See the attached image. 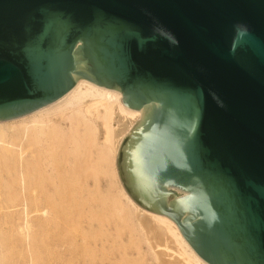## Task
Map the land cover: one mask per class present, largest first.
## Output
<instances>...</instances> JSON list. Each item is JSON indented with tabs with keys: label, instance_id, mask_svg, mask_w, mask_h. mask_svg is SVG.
Returning a JSON list of instances; mask_svg holds the SVG:
<instances>
[{
	"label": "water",
	"instance_id": "water-1",
	"mask_svg": "<svg viewBox=\"0 0 264 264\" xmlns=\"http://www.w3.org/2000/svg\"><path fill=\"white\" fill-rule=\"evenodd\" d=\"M80 79L142 113L131 199L208 264H264V0H0V122Z\"/></svg>",
	"mask_w": 264,
	"mask_h": 264
},
{
	"label": "bare ground",
	"instance_id": "bare-ground-1",
	"mask_svg": "<svg viewBox=\"0 0 264 264\" xmlns=\"http://www.w3.org/2000/svg\"><path fill=\"white\" fill-rule=\"evenodd\" d=\"M121 95L115 90L80 79L76 82L75 87L57 102L23 119L0 122V163L7 167L6 175H8L11 183L16 182V177L11 172L19 166L17 175L18 191L23 196V202L34 207L33 213L28 212L35 215L37 219L47 221L50 226V230H47V233L49 232L47 237L51 236V241L49 238H46V240L51 243L39 240L37 246H34V244L38 238L36 239L37 235L34 233V226L30 219L25 221L22 227H18L19 235L22 238L25 236L24 239L20 240H25L24 244L27 243L30 247V249H27V247L26 249L30 250L32 256L38 249H48L49 245L61 252L67 251L70 253L74 247L76 249L78 243L86 240L84 236L87 234L88 228L94 227L87 221V211L85 212V210L89 208V212L92 211L94 207L92 201L95 200L87 201L88 197L83 198L86 186L84 178L91 172L98 171L99 166L103 169L104 165L110 164L112 177L117 180V173L114 168L118 146L116 145L117 133L119 136L118 131L125 122L129 121L131 123L141 117L142 114L141 111L124 106ZM87 145L89 147L86 148ZM56 149H62L60 153H63V156L60 157L63 158L65 155H75L74 160H71V157L69 160L64 161L66 166L63 176L56 169ZM91 154H96V159L95 163L89 164ZM32 164H34V167L40 166L43 170L40 178L36 179L35 184L27 179V169ZM105 174L107 175V173ZM9 184L7 183L8 187ZM95 184L97 185V183ZM94 185L93 187H95ZM117 185L119 197L112 199L113 205L109 200L113 208L105 222L110 225L112 219H116L115 231L111 232L116 235V238L120 235V232H125V239L122 241L130 243V246L127 243L126 249L134 250V253L129 254L130 257H141L144 264H208L196 254L182 236L178 226L171 219L142 209L129 198L118 182ZM74 221H77V223ZM102 226L104 227V225ZM101 227H99V230ZM42 228L40 227V230ZM76 232H80V235L73 239L77 234ZM47 233L43 232V234ZM110 233H108V236ZM1 242L0 244H2ZM2 247L4 246L2 245ZM8 247L7 245L9 250ZM11 251H13L12 248ZM14 251H17V249L15 248ZM57 253L59 254L58 251ZM32 258L31 263H33ZM60 258L54 257V260H51L52 264H63ZM69 259L71 260V258ZM2 262H5V260L0 258V264Z\"/></svg>",
	"mask_w": 264,
	"mask_h": 264
},
{
	"label": "rangeland",
	"instance_id": "rangeland-1",
	"mask_svg": "<svg viewBox=\"0 0 264 264\" xmlns=\"http://www.w3.org/2000/svg\"><path fill=\"white\" fill-rule=\"evenodd\" d=\"M28 116H30V115H27V116H24V117H21V118H18V119H14V120H20V119H23V118L28 117ZM140 119H141V117H138L137 120L135 119L131 123L129 121L125 122V124L120 127V129H119L120 131H118L119 132V136H118V133H117L116 145H118V146H117L116 157H115V160H114V168H115L116 173H117V180L114 179V177H112L113 175H112V173L110 171V166H111L110 164L107 165V166L104 165L105 170H104V168L101 169L100 166H99V170L98 171H96L95 173L91 172V174H88V176L84 178V182H85L86 186L84 185L85 186V192L83 194V198H87L88 197L87 198L88 200L85 199L87 201L95 200V201H92L93 202L92 205L94 206L93 210L92 211L90 210V212H89V208H87L85 210V212L87 211L86 212V219L95 228L94 227L88 228L87 234H85V236H84V239H86V240L83 241V242L78 243L76 245V249L74 247V249H72L70 251V253H68L67 251L61 252V251L57 250L54 247L55 250H56L55 251L54 248H51L52 246L49 245L48 249H45V250L38 249L37 251L35 250L36 253L33 256L30 254L31 253L30 250H27V249H30L28 244L27 243H26L27 245L24 244L25 240H22V241L20 240V239H24L25 236H23V238H22L19 235V232H18L19 228L23 226L25 221L30 219V221L33 223V226H34V233H36V235H37L36 239L38 238L36 243L34 244V246H37L39 244L38 243L39 240H45L47 243H51V242H49V240L51 241V236L47 237V235L49 234V232L47 233V230L48 231L50 230V228H49L50 226L47 223V221H45V220L43 221V220L37 219L35 215L31 214L34 211L33 210L34 209L33 206L23 202V200H22L23 196H21L22 194L20 193V191H18L17 175H18V171H19V169H18L19 166H17L16 169L13 172H11L16 177L15 178L16 182L11 183L10 180H9L8 175H6L7 167H5L3 164L0 163V235H1L0 242L3 241V240L6 241V242H1L2 244H0L1 245L0 249H2V250H0L1 251L0 252V258H3V260H5V262H2V264H52L51 260H54L53 259L54 257H56V258L57 257L58 258L61 257L62 259L60 258V260L62 261L63 264H100V263L101 264L102 263L103 264H144V261L142 260V258L140 256L139 257L141 259L136 257V256H134V257H132V256L130 257L129 256V254L131 255V253H134V250L133 249H129L130 250L129 251L128 249H126L128 244L130 246V243L127 242L128 243L127 244L126 242L122 241L123 239H125V237H124L125 232H120V235L118 236L119 238L118 237L116 238V235H114V233L111 232V231H113V232L115 231V225H116L115 221H116V219H112L110 225H107L106 222H105V220H107L108 217H109L108 214L112 212L111 211L112 208H113L112 207V205H113V200L112 199H116V198L119 197V191H118L117 182L119 183V186L124 189V186L122 184V181L120 179V176H119V173H118V169H117V156L119 154L120 147L122 145L124 137L128 136L129 132L132 130V128L137 124V122ZM6 122H9V121H6ZM117 127H118V125H117ZM117 127L115 126V128H117ZM122 128H125V129H122ZM87 147H89V145H87L86 148ZM60 152H62V149L61 150L60 149L59 150L56 149V151H55V155H56L55 158H57V161H56L57 168L56 169H57V171H60L61 175L63 176L65 174L64 171H65V166H66V163H64V161L69 160L71 157H72L71 160H74V156L75 155L74 156L73 155H65V157L63 158V157H60V156H63V153H60ZM64 154H65V152H64ZM57 155H59V156H57ZM95 159H96V154H91L88 163L89 164L93 163V162L95 163ZM27 170H28L27 171L28 172V178L27 179L30 180L31 182H33V184H35V182L37 181L36 179H39L40 175L42 174V171H43L42 168L40 166H38V165H37V167H34V164H32V165H30V167ZM104 171H106L105 173H107V175L104 173ZM94 178L98 182H96ZM7 183L8 184L10 183L9 184L10 188L8 187ZM94 183H97L98 186L96 184L94 185ZM93 185L95 187H93ZM11 186H12V188H11ZM124 191L128 195L126 189H124ZM93 192H94L95 196L94 195L92 196ZM109 193H110V196H109ZM97 195H99V196H97ZM91 196H92V198H91ZM102 196H103V198H102ZM106 198L107 199L109 198V199L107 200ZM129 198L131 199L130 196H129ZM102 199H104V200H102ZM109 200L112 203V205L109 202ZM131 200L134 201L133 199H131ZM104 204H106V205H104ZM40 206H41V204H40ZM138 206L141 207L140 205H138ZM103 207H105V208L103 209ZM99 209H101V211H99ZM142 209H144V208H142ZM23 210H25L26 213ZM144 210H146V209H144ZM28 211L31 212V213H29ZM21 213L26 214V215L23 216V214H21ZM12 214H14V215H12ZM74 222L77 223V221H74ZM102 225H104V227ZM98 226L99 227L102 226L100 228V230L103 231V232H101L99 230ZM40 227L41 228L44 227V228H42L40 230ZM42 231L44 233H47V234H43ZM76 233L77 234H75L73 239H75L76 236L80 235V232H76ZM108 233H110L109 236H108ZM102 235H105V236H102ZM46 238L47 239L49 238V240H46ZM114 241H116V242H114ZM2 245L4 247L6 246L5 247L6 250L4 249V247H2ZM7 245L9 246L8 248H10L9 250L7 249ZM14 247L17 249V251H14V249H15ZM26 247H27V249H26ZM11 248H12L13 251H11ZM18 249H21V250H18ZM7 251H8V253H7ZM57 251L59 252V254L58 253L56 254ZM37 252H39V253H37ZM125 252H126V254H125ZM9 254H11L12 256H10ZM59 255H60V257H59ZM127 256H128L129 259L127 258ZM30 257L31 258L33 257L32 258L33 263H31V258ZM66 257L68 258V260H67ZM69 258H71V260L72 259L73 260L71 261ZM66 260H67V262H66Z\"/></svg>",
	"mask_w": 264,
	"mask_h": 264
}]
</instances>
